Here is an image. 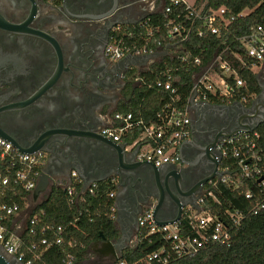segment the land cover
<instances>
[{
	"label": "flooded vegetation",
	"instance_id": "obj_1",
	"mask_svg": "<svg viewBox=\"0 0 264 264\" xmlns=\"http://www.w3.org/2000/svg\"><path fill=\"white\" fill-rule=\"evenodd\" d=\"M162 7L163 0H0V132L24 144L40 137L55 182L76 166L95 177L117 171L118 156L91 136L126 103L134 81L129 58L113 61L105 49L115 32ZM259 74L264 86V69ZM226 113L192 118L193 143L178 165L122 176L121 204L129 207L116 251L132 241L149 196L162 197L173 217L202 194L205 178L217 173L210 154L218 131L247 121L237 102ZM100 244L92 245L98 254ZM0 264L25 263L0 248Z\"/></svg>",
	"mask_w": 264,
	"mask_h": 264
},
{
	"label": "built area",
	"instance_id": "obj_2",
	"mask_svg": "<svg viewBox=\"0 0 264 264\" xmlns=\"http://www.w3.org/2000/svg\"><path fill=\"white\" fill-rule=\"evenodd\" d=\"M171 2L172 5L184 3L189 10L188 15L202 21L204 28L198 31L200 36L206 32L219 34L218 25L226 26L230 21L223 16V7L201 15L200 9L194 8L193 3L188 4L183 0ZM170 9V6H163L160 11L152 14L169 12ZM144 20L133 25L145 26L147 20ZM175 20L172 19L166 25L167 39L149 41L152 33H161L165 28L164 23L156 22L146 34L140 31L128 32V37L136 34L141 38V44L135 41L126 44L122 37H112L105 49L106 55L113 61L123 57L129 58L132 69L143 66L144 70H147L166 58L173 61L174 69H178L177 65L181 63L194 68L190 73V95L184 106L164 104L156 113V119L151 122L135 118L131 111L115 110L109 124L100 130L104 137L124 144L125 150L136 149V159L152 163L154 166L180 163V147L192 137L191 121L194 110L190 108L189 103L192 96L196 103L211 102V96L220 98L224 104L246 102V95L241 92L245 82L229 62L216 51L212 59L202 65L198 56H192L189 50L183 48L182 42L188 39L191 27ZM241 41L245 45L246 56L253 63L264 60V22L252 26ZM174 61L178 64H174ZM161 73L163 78H157L155 85L171 91L175 95V101H178V88L173 85V80L178 81L179 78L173 76L169 69H164ZM258 139L259 134L255 129L220 138L214 147V154L218 159L217 173L214 178L208 180L202 194L195 200L197 207L186 205L179 221L163 226L156 225L152 210L145 208L138 215L137 231L132 240L136 241L139 230H145L148 234L159 235V246L133 260H128L122 252L116 253L110 257L111 260L101 264H166L170 258L195 252L208 242L228 245L231 241V230L240 224L243 213L238 209L225 208L220 214H213L208 209L206 200L209 197L216 200L214 189L219 183H231L238 187L246 183L253 187L243 194L254 203L250 212L257 213L264 208V160L256 149ZM46 156L44 150L22 152L0 136V248L25 264H31V259H24L26 252L36 259L48 246L47 238L36 242H28L26 238V233L35 234L33 226L39 212L32 213L37 203L33 200L32 193L40 173L46 167ZM71 183H82L81 177L74 169L70 172V182L63 180V187L68 188L70 201L73 202V191L69 186ZM109 197L114 198L115 192H111ZM42 214L43 211H40V215ZM115 216L116 209L113 205L110 217L114 219ZM41 228L47 230L48 225L42 224ZM37 242L40 246H37ZM55 242L60 243V238L57 237ZM65 264H74L73 254L67 255Z\"/></svg>",
	"mask_w": 264,
	"mask_h": 264
},
{
	"label": "trees",
	"instance_id": "obj_3",
	"mask_svg": "<svg viewBox=\"0 0 264 264\" xmlns=\"http://www.w3.org/2000/svg\"><path fill=\"white\" fill-rule=\"evenodd\" d=\"M163 6H170V11L150 14L145 19V26L128 25L115 32L112 37H122L126 44L133 41L141 44V38L136 34L128 37V32L140 31L146 34L156 22H160L165 24V28L161 33H152L149 41L167 39L166 25L172 19L179 20L186 27H191L188 39L182 42L183 48L189 50L192 56H198L202 65L210 61L216 51L220 52L245 82L241 92L246 95L245 103L249 104L260 90L256 73L252 70V66L257 62L253 63L246 56V48L241 38L249 33L252 26L264 22V0H194L193 7L200 9L201 15L223 7V16L230 20L226 26L218 25L219 34L206 32L202 36L198 35V31L204 28L202 21L188 15L189 10L184 3L172 5L171 0H163ZM246 9L249 12L243 13ZM172 62L166 58L147 70L132 69L134 84L131 93L126 103L117 110L131 111L135 118L151 122L156 119V113L164 104L184 106L190 95V73L194 68L174 61V64H178V69H174ZM164 69H169L173 76L179 78L178 81L173 80V85L178 88V101H175V95L171 91L164 90L154 83L157 78H163L161 71ZM210 101L222 103L220 98L212 96ZM255 131L259 134L256 149L264 160V122L259 124ZM69 186L73 191V202L70 201L67 187L52 184L48 193L32 210V213H39L33 226L35 234L26 233L27 241L36 242L47 238L48 246L36 259L26 252L24 259H31V264H65L69 254H73L74 264H86L94 243L100 242L101 239L115 241L119 236L115 221L110 217L114 198H110L109 194L116 192L115 181L110 177L97 181L82 194V183H71ZM252 188L251 184L246 183L240 187L231 183H219L214 189L216 200L210 197L206 200V205L213 214H220L225 208L238 209L243 213L240 224L231 230V241L228 245L208 242L195 252L170 258L166 264H264V208L257 213L250 212L254 203L243 195ZM40 211H43L42 215ZM182 221L184 222V216ZM42 224L48 225V229L42 230ZM57 237L60 238V243L55 242ZM159 244V235L139 230L134 245L123 249L122 255L128 260H133L156 249ZM37 246H40L39 242Z\"/></svg>",
	"mask_w": 264,
	"mask_h": 264
},
{
	"label": "water",
	"instance_id": "obj_4",
	"mask_svg": "<svg viewBox=\"0 0 264 264\" xmlns=\"http://www.w3.org/2000/svg\"><path fill=\"white\" fill-rule=\"evenodd\" d=\"M256 80L259 84L260 90L259 92L253 97L251 102L248 104V106H244L245 103L236 101L237 103L241 104L245 110V113L243 115V119H247V121L242 122L239 127L233 128L231 130H224L221 129L218 131L217 135L214 138V142L212 145L216 144L217 141L222 137H230L233 136L239 132H246V131H252L254 130L259 124L264 122V86L259 81L257 74L255 75ZM236 102H232L231 104H217V103H211V102H202V103H196L193 101V96L189 99L190 108L194 110V116L197 119L201 117H205L208 115H215L218 114V116H222L226 118V110H229ZM192 134L194 131H196L194 124H191ZM98 137H93L98 143L102 144L104 147L111 149L117 156H118V167L117 171L113 174L112 179L117 178V188L115 193V200H114V207L116 209V222L121 223L120 220V211L121 208L127 209L128 205H122L121 204V198L124 195V191L122 189V176L127 173H132L135 171H141L143 169H149L156 170V166H154L152 163L146 162V161H140L136 159V152L125 150V145L122 143L113 142L107 137H104L101 134H98ZM0 136L6 138L2 132H0ZM9 140L16 148H18L22 152L26 153H33L39 150H43L44 143L40 142L41 138L39 137L37 140H34L32 142H29L27 144L20 143V142H14L13 140L6 138ZM193 143V139H190L189 141L184 142L180 147V156H182V153L184 151V148ZM210 159L212 163L214 164L216 171H217V165H218V159L216 158L214 153L210 154ZM183 161V160H182ZM186 163L185 161H183ZM73 170V169H72ZM74 170L77 171L79 176L82 179V188L80 194H82L87 188L91 186L92 183H95L97 181H101L104 179L109 178V176H88L83 172L82 168H79L76 166ZM216 173H212L208 177L205 178V181H208L212 178H214ZM59 179V178H58ZM57 179V180H58ZM67 182H70V175H68L66 178ZM52 184H55V178H52L50 173L48 172L47 168L45 167L42 172L39 175L37 185L35 189L33 190L32 196L33 200L37 201L39 196L42 194H47L50 186ZM79 194V195H80ZM150 201L146 205L145 208L152 210V217L153 221L158 226H163L166 224H172L180 220L181 218V210H179V213L176 216L170 217L167 215L168 208L163 206V198L158 197L156 195H151ZM196 198L193 201H188L185 203L186 205H191L193 207H197L195 203ZM128 210V209H127ZM126 210V211H127ZM120 221V222H119ZM123 226H121L122 228ZM137 231V228H136ZM101 244L98 247L99 254L107 256V255H116V253H121L123 248L116 251V243L113 241H108L105 239H101Z\"/></svg>",
	"mask_w": 264,
	"mask_h": 264
},
{
	"label": "rangeland",
	"instance_id": "obj_5",
	"mask_svg": "<svg viewBox=\"0 0 264 264\" xmlns=\"http://www.w3.org/2000/svg\"><path fill=\"white\" fill-rule=\"evenodd\" d=\"M183 1L186 2V3H188V4H192V3L194 2V0H183ZM248 12H249L248 9H246V10L243 11V13H248ZM262 67H263V66H262ZM262 67L259 66V67L257 68V67L255 66V67H253V70H254L256 73L259 74L260 71L263 72V69H264V68H262ZM136 70H137V71H139V70H144V67H143V66H140V67L136 68ZM258 76H259L260 79L263 77L262 74H259ZM45 195H46V193L40 195L39 198H38V200H37V203L40 202V201L42 200V198H43ZM134 242H135V241L132 240V241H131L130 243H128V244L126 245V247L123 248V249H126L127 247H132V246L134 245ZM91 250H92V253L89 254V256H88V258H87V261L85 262L86 264H101V263H103V262H106V261H108V260H111V258H112V257H111L112 255H110V256H102V255H99V254L93 249V246L91 247ZM110 257H111V258H110Z\"/></svg>",
	"mask_w": 264,
	"mask_h": 264
},
{
	"label": "crops",
	"instance_id": "obj_6",
	"mask_svg": "<svg viewBox=\"0 0 264 264\" xmlns=\"http://www.w3.org/2000/svg\"><path fill=\"white\" fill-rule=\"evenodd\" d=\"M263 63H264V60H262V61H260V62H257L256 64H254L253 66H252V70H253V67H259V66H261L262 67V65H263ZM254 71V70H253ZM255 72V71H254ZM256 73V72H255ZM257 74V76H258V73H256ZM211 103H214V102H211ZM217 104H219V103H217ZM221 104H224V103H221ZM63 180H65V181H67L66 179H62V178H59L58 180H56V182H55V184L56 185H61V186H63L64 184H63ZM113 181H115V183L117 184V180L116 179H112ZM116 193V192H115ZM114 200H115V198H114ZM127 209H125V208H121V211H120V220H121V223H118V222H116V216H115V218H114V221H115V225H116V227H117V229H118V231H121L120 229H121V226H123V219L125 218V215H126V213H127V211H126ZM120 222V221H119Z\"/></svg>",
	"mask_w": 264,
	"mask_h": 264
}]
</instances>
